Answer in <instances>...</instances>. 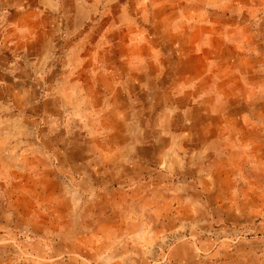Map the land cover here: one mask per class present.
I'll use <instances>...</instances> for the list:
<instances>
[{"label":"crops","instance_id":"crops-1","mask_svg":"<svg viewBox=\"0 0 264 264\" xmlns=\"http://www.w3.org/2000/svg\"><path fill=\"white\" fill-rule=\"evenodd\" d=\"M243 33L248 34L246 27ZM31 36L23 40V47L16 46L15 56L7 53L0 60V243L22 233H68L69 243L101 244L99 249L120 241L119 235L84 236L80 230L108 225L107 203L101 202L107 194L95 192L96 202L87 201L91 181L98 180L97 189H103L112 180L128 185L139 177L190 173L200 181L196 191L201 192L205 178L231 179L238 171L247 178L264 177V122L245 121V116L252 120L264 114L262 108L250 111L245 105L263 96L248 86L239 92L226 89L223 78L209 80L203 54L193 55L182 44L171 50L132 45L122 63L103 62L96 73L86 70V64L79 63V71L69 65L66 78H51V89L41 92L39 84L48 81L43 72L53 53L49 41ZM66 128L85 135L75 144L66 138ZM73 147H83L86 155ZM237 159L254 162L253 168L261 163L263 170H237ZM63 161L75 163L67 172L70 185L55 169ZM127 187L115 192L124 195L130 192ZM212 191L221 193L214 186ZM86 205L101 218L83 222L77 212ZM244 224L248 226L247 220ZM260 240H243L242 249L229 251L230 259L211 264H264V249L256 251ZM182 247L181 242L173 245L168 259L189 264L193 252H179ZM111 249L102 251V264H146L142 260L151 258L134 247ZM5 259L0 255V263Z\"/></svg>","mask_w":264,"mask_h":264},{"label":"rangeland","instance_id":"rangeland-1","mask_svg":"<svg viewBox=\"0 0 264 264\" xmlns=\"http://www.w3.org/2000/svg\"><path fill=\"white\" fill-rule=\"evenodd\" d=\"M33 33L49 41L53 53L43 72L48 81L39 84L41 92L51 89V78L63 74L66 78L70 66L79 71L78 64H86V70L96 73L103 62L122 63L132 45L171 50L182 44L193 55L203 54L209 80L223 78L227 80L225 88L236 92L251 87L263 97L249 99L245 105L250 111L264 109V0H0V60L7 53L15 56L23 40ZM11 73L19 71L11 69ZM248 118L245 116L248 123L264 122L263 113L255 119ZM65 130L66 138L75 144L85 135L81 130ZM73 148L77 154L86 155L81 152L83 147ZM238 160L237 170H263L261 163L253 168L254 162ZM56 165L69 184L67 172L75 163L63 161ZM172 175L139 177L128 185L112 180L103 189H97L101 187L98 180L91 181L94 186L90 185L87 201L96 202L99 195L95 192L107 194L102 195L101 202L107 203L104 221L108 225L80 230L84 236L119 235L117 243H104V248L99 249L101 244L69 243L72 237L68 233L15 234L0 243V255L6 256L0 264H102L106 261L102 251H115L116 246L148 252L151 258L142 260L146 264H182L183 260L168 259L167 252L177 242L183 243L179 252H193V258L187 260L189 264H211L227 261L229 251L242 249L241 241L259 236L256 251L264 249V177L247 178L238 171L231 179L205 178L207 185L197 192L201 185L195 174ZM82 183L88 186L85 179ZM125 186L130 192H115ZM212 186L221 193L213 194ZM132 204L137 208L129 206ZM77 213L83 222L101 218L93 216L90 205ZM246 220L248 226L244 224ZM58 237L64 240L52 242ZM79 240L83 242L85 238Z\"/></svg>","mask_w":264,"mask_h":264}]
</instances>
